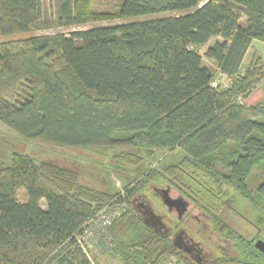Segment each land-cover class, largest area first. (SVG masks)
Here are the masks:
<instances>
[{"label": "trees", "instance_id": "1", "mask_svg": "<svg viewBox=\"0 0 264 264\" xmlns=\"http://www.w3.org/2000/svg\"><path fill=\"white\" fill-rule=\"evenodd\" d=\"M94 1L56 0L54 16L43 19L39 0H0V37L146 18L0 41V124L45 146L132 149L115 156L131 169L158 149L183 152L124 186L127 209L110 226L107 257L200 264L175 247L173 233L152 229L132 207L151 183L172 188L231 245L233 254L215 252L203 264H264L254 243L219 217L232 192L264 210V177L254 192L247 184L264 174V105L243 103L264 80L256 51L240 70L251 42L264 43V0H118L113 13L96 12ZM213 39L202 56L198 48ZM203 58L215 62L226 87L212 85ZM116 198L120 193L81 184L77 170L55 159L11 153L0 165V264H91L75 236Z\"/></svg>", "mask_w": 264, "mask_h": 264}, {"label": "rangeland", "instance_id": "2", "mask_svg": "<svg viewBox=\"0 0 264 264\" xmlns=\"http://www.w3.org/2000/svg\"><path fill=\"white\" fill-rule=\"evenodd\" d=\"M39 1L42 18H52L54 16L56 0ZM117 4L118 0H95L92 6L96 12L107 11L113 13L117 9ZM169 15L171 14L165 13L147 18L166 17ZM144 19L146 18L138 17L124 20L92 22L73 27L51 28L46 30L33 29L27 34L0 37V41L26 38L33 35H68L73 31L86 30L96 26L115 25ZM214 41L215 39L211 40L209 44L212 45ZM250 48L251 49L244 58L242 69L248 67L253 51H256L264 67V43L254 40ZM198 50L203 56L205 46L199 47ZM203 63L214 74V86L226 87L229 84L227 78L219 76L214 61L203 58ZM247 102L248 104L261 102L262 105H264V80L257 85ZM123 151L131 154L134 153L132 149L127 148L123 150L121 147L115 146L104 149L45 146L40 143L23 140L13 134L11 130L0 124V165H7L11 153L14 152L29 154L37 160L55 159L59 164L77 170L80 175L81 184L101 191L120 193L121 195L125 193L123 190L124 186L133 181L136 177H139L142 171H146L149 167H156L157 165L158 167H162L174 164L183 156V152L180 149H175L170 152L158 149L152 161L144 162L139 169H131L130 166L123 167V164L118 162L115 158L116 155H119V153ZM263 177L264 174L261 175L260 172H255L247 181L248 189L254 192L262 182ZM147 188L148 191L145 194L136 196L132 199V207L152 228L173 233L171 237L173 242L178 239L179 242L184 245L186 244V247L189 246L195 249L192 251L193 256L196 258L198 257L197 259L200 264L208 261L215 252L226 255L233 254L231 245L213 232L209 219L189 202L185 201L187 203L186 209L184 213L179 216L174 209L169 210L167 206L161 204V196L157 195L158 190L165 189L167 188L166 186L159 187L150 183ZM17 194L20 202L26 199L24 189H20ZM168 194L172 199H177L178 197V194L171 188ZM41 204L43 205V202H41ZM146 212H151L159 217L162 224L150 220ZM219 217L228 227L233 229L245 240H251L252 243L260 238L258 236L264 235V210L254 208L247 200L241 198L234 192L230 194L227 205ZM176 219L182 223L176 230L174 229L175 232H173L174 230H171L179 223ZM197 249H199L200 252H197ZM187 257L191 258L190 254L187 255ZM98 262L101 264H122L118 259L109 257L98 259Z\"/></svg>", "mask_w": 264, "mask_h": 264}, {"label": "built area", "instance_id": "3", "mask_svg": "<svg viewBox=\"0 0 264 264\" xmlns=\"http://www.w3.org/2000/svg\"><path fill=\"white\" fill-rule=\"evenodd\" d=\"M214 86L215 84L212 83ZM120 199L116 198L110 204L104 206L94 216L88 218L75 240L91 264L107 257L113 249V241L110 235V226L125 214L127 206ZM160 264H182L175 257H167Z\"/></svg>", "mask_w": 264, "mask_h": 264}, {"label": "water", "instance_id": "4", "mask_svg": "<svg viewBox=\"0 0 264 264\" xmlns=\"http://www.w3.org/2000/svg\"><path fill=\"white\" fill-rule=\"evenodd\" d=\"M160 195H161L162 204L164 206H167L169 210L174 209L179 216H181L184 213L186 206H187V203L185 201H182L181 199H171L170 197H168L167 190H162L160 192ZM254 247L256 250L264 254V241L260 239L255 241Z\"/></svg>", "mask_w": 264, "mask_h": 264}, {"label": "crops", "instance_id": "5", "mask_svg": "<svg viewBox=\"0 0 264 264\" xmlns=\"http://www.w3.org/2000/svg\"><path fill=\"white\" fill-rule=\"evenodd\" d=\"M254 41V40H253ZM252 41V42H253ZM251 42V43H252ZM210 43V42H209ZM206 44L205 45V50L208 48V47H210L211 45L210 44ZM251 48H249L247 51H246V53H245V56H246V54L248 53V51L250 50ZM245 56H244V58H245ZM244 58H243V61H244ZM243 61H242V64H241V69L240 70H245V69H242V65H243ZM250 61V60H249ZM248 61V62H249ZM247 62V63H248ZM241 72H243V71H241ZM218 74H219V76H221V77H225L226 78V76L225 75H222V74H220L219 72H218ZM255 90V89H254ZM253 90V91H254ZM253 91L250 93V95L245 99V100H243V103L244 104H246V105H248V106H252V105H255V104H262L261 102H257V103H255V104H248V102H247V100L252 96V93H253ZM154 185V184H153ZM155 186H158V185H155ZM164 186H166L167 188H165V189H159L158 190V194L157 195H159V196H161L160 195V192L162 191V190H167L168 191V193H169V191H170V187L168 186V185H164ZM154 187V186H153ZM159 187H161V186H159ZM172 189V188H171ZM168 197H169V194H168ZM172 199V198H171ZM177 199H181V200H183V201H185L184 199H182L179 195H178V197H177ZM188 202V201H187ZM146 215H147V217L151 220L152 219V221L154 222V221H160V218L159 217H157V216H155L153 213H151V212H146ZM151 217H153V218H151ZM145 221V220H144ZM145 223L148 225V222H146L145 221ZM161 223V222H160ZM162 224V223H161ZM150 226V225H149ZM151 227V226H150ZM152 228V227H151ZM152 229H154V228H152ZM155 230V229H154ZM158 232H161L160 230H157ZM166 233H168V232H166Z\"/></svg>", "mask_w": 264, "mask_h": 264}, {"label": "flooded vegetation", "instance_id": "6", "mask_svg": "<svg viewBox=\"0 0 264 264\" xmlns=\"http://www.w3.org/2000/svg\"><path fill=\"white\" fill-rule=\"evenodd\" d=\"M162 204V203H161ZM155 223H156V221H154ZM159 222H161V220L160 221H157V223H159ZM162 223V222H161ZM170 229V228H169ZM161 232H163V231H161ZM174 243V245H175V247H177V249L179 250V251H181V252H183L184 254H187V255H189L190 254V257L193 259V260H195L196 262H198V257L196 258L195 256H193V252L192 251H194L195 249H193L192 247H189V246H187L186 247V244L184 245L183 243H181V242H179V240L177 239L176 241H174L173 242ZM197 252H200L199 251V249H197Z\"/></svg>", "mask_w": 264, "mask_h": 264}]
</instances>
